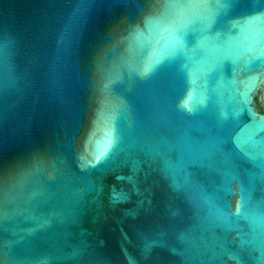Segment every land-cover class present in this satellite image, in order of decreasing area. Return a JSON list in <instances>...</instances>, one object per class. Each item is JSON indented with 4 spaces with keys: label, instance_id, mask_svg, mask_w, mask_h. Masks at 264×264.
I'll return each instance as SVG.
<instances>
[{
    "label": "water",
    "instance_id": "95a60500",
    "mask_svg": "<svg viewBox=\"0 0 264 264\" xmlns=\"http://www.w3.org/2000/svg\"><path fill=\"white\" fill-rule=\"evenodd\" d=\"M0 264H264V0H0Z\"/></svg>",
    "mask_w": 264,
    "mask_h": 264
}]
</instances>
